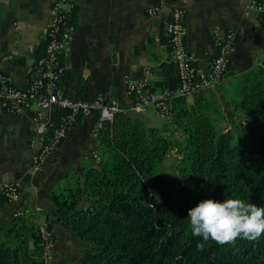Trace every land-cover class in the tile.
I'll use <instances>...</instances> for the list:
<instances>
[{
  "label": "trees",
  "instance_id": "trees-1",
  "mask_svg": "<svg viewBox=\"0 0 264 264\" xmlns=\"http://www.w3.org/2000/svg\"><path fill=\"white\" fill-rule=\"evenodd\" d=\"M65 73L66 68L61 88ZM231 94L222 108L205 91L194 93L192 102L178 96L169 126L148 132L137 117L115 113L97 130L100 159L85 168L84 181L68 173V183L52 192L54 206L45 224L53 241L61 221L86 248L78 264H264V234L204 241L192 235L187 218L189 208L209 197L236 195L264 206V60L242 73ZM65 112L56 110L53 126ZM178 129L183 146L172 136ZM171 152L179 156L170 166V180L164 162ZM6 200L0 190V206ZM9 233L6 239L0 230V264H49L30 214L14 217Z\"/></svg>",
  "mask_w": 264,
  "mask_h": 264
},
{
  "label": "crops",
  "instance_id": "crops-1",
  "mask_svg": "<svg viewBox=\"0 0 264 264\" xmlns=\"http://www.w3.org/2000/svg\"><path fill=\"white\" fill-rule=\"evenodd\" d=\"M54 1L0 0V68L19 87L27 85L37 51H44V33ZM73 2V38L63 58L66 68L63 87L70 95L67 96L82 99L102 95L115 99L120 109L140 119L147 131L156 127L149 122L147 111L155 112L133 107L132 99L125 94V79L130 75L139 76L148 68L153 72L152 80L157 88L164 83H177L164 29L170 8L179 6L185 11L186 45L194 57L199 77L210 68L217 53L218 37L228 30L236 35L229 70L215 87L205 91L207 94L235 83L242 73L260 66L264 60V30L260 17L248 10L249 0ZM160 3L164 9L149 15L148 8ZM190 98L187 96V100ZM49 115L55 119L54 111ZM97 119L96 111L79 118L69 128L55 155L33 167L34 151L29 146L31 115L0 111V184L16 182L19 187L18 198L6 200L0 206L2 237H10L14 217L35 211L38 222L45 223L54 206L52 192L68 183V173L75 172L84 181L85 168L99 161L93 155H100L95 135ZM59 231L73 238V233L61 221L55 224L57 239Z\"/></svg>",
  "mask_w": 264,
  "mask_h": 264
},
{
  "label": "built area",
  "instance_id": "built-area-1",
  "mask_svg": "<svg viewBox=\"0 0 264 264\" xmlns=\"http://www.w3.org/2000/svg\"><path fill=\"white\" fill-rule=\"evenodd\" d=\"M74 6L73 0L54 1L51 19L44 33V53L35 59L25 87L17 86L12 76L0 68V111L31 115L33 126L29 146L34 151L31 163L33 167L40 166L48 157L55 155L69 128L78 118L87 117L92 111H96L97 136V130L105 123L111 122L115 113L121 110L115 99H106L102 95L92 100L75 99L66 96L59 86L65 69L63 58L73 38L74 23L71 22V16ZM163 9L164 5L160 3L150 6L147 12L149 15H155ZM248 10L260 17L264 30V0H249ZM168 14L164 29L168 37L170 59L176 68L177 85L173 88H157L152 80L153 72L148 68L139 76L130 75L125 79V94L132 99L134 108H150L165 117L171 116L174 98L192 96L198 91L212 89L219 83L228 71L236 39L232 30L218 37L217 53L210 68L199 77L194 57L186 45L185 11L179 6H174L169 9ZM58 109H64L66 112L60 116L57 125L53 126L54 120L50 118L49 112L54 111L56 116ZM93 155L95 159H100L98 154ZM0 190L10 200H16L19 196L16 182H4L0 184ZM30 215L38 225L42 257L48 261L54 247L51 232L45 223L38 222L35 211Z\"/></svg>",
  "mask_w": 264,
  "mask_h": 264
},
{
  "label": "clouds",
  "instance_id": "clouds-1",
  "mask_svg": "<svg viewBox=\"0 0 264 264\" xmlns=\"http://www.w3.org/2000/svg\"><path fill=\"white\" fill-rule=\"evenodd\" d=\"M187 218L192 235L204 241L225 243L238 236L256 239L264 234V206L236 195L201 199L187 210Z\"/></svg>",
  "mask_w": 264,
  "mask_h": 264
},
{
  "label": "rangeland",
  "instance_id": "rangeland-1",
  "mask_svg": "<svg viewBox=\"0 0 264 264\" xmlns=\"http://www.w3.org/2000/svg\"><path fill=\"white\" fill-rule=\"evenodd\" d=\"M236 82L235 83L232 82L226 86H221V89H218V92L214 91L213 94L212 93L210 94L212 95L211 97L213 98L215 106L222 108V105H224V102L226 100L229 101L232 98L233 94H231V90L236 85ZM189 97H192V96H189ZM188 102H192V98L188 99ZM147 113L148 114L150 113L149 122L155 125L156 128L161 129V128L169 126L170 117L158 116L155 113L153 112L151 113L149 111H147ZM168 132L169 131H167L166 134H168ZM172 136L177 141L178 146H183L184 138L181 134L180 129L174 131L172 133ZM178 156H179L178 154L171 152L167 156L164 162L165 169L167 170L166 177L170 180L174 179L173 178L174 173L172 169L170 170L171 168L170 166L172 165L173 160ZM176 185L178 186V184ZM58 233H59V238L57 239V236H56V240H58V242L56 240L54 241L55 249H53L52 251L53 256L51 254V257L48 259L49 264H66V263L78 264V262L81 261V259L84 257V254L86 252V248H84L83 242L75 234L74 235L71 234L73 236L72 238V237H69V235H67L66 232L59 231Z\"/></svg>",
  "mask_w": 264,
  "mask_h": 264
}]
</instances>
